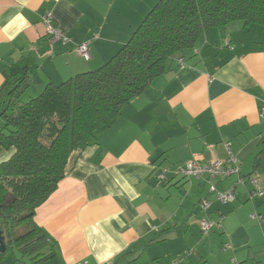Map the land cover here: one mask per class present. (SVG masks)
<instances>
[{
	"label": "crops",
	"instance_id": "1",
	"mask_svg": "<svg viewBox=\"0 0 264 264\" xmlns=\"http://www.w3.org/2000/svg\"><path fill=\"white\" fill-rule=\"evenodd\" d=\"M157 1L0 0V88L23 77L29 82L23 97H35L48 82L99 68ZM45 12L71 43H49L40 19ZM83 42H89V60L76 50ZM262 105L264 26L234 22L207 29L193 49L175 55L163 74L123 105L97 143L69 156L64 178L35 212L46 241L42 255L30 260L35 255L22 257L15 248L19 257L5 255L0 264H140L147 252L152 256L142 264H159L162 256L180 258L189 245L194 264H264V220L250 219L253 212L264 216V195L248 200V183L230 176L217 187L234 186L235 202L213 201L203 213L200 200L214 199L205 178L169 172L159 178L191 159L225 158L224 143L230 142L241 176L256 174L264 186ZM12 154L0 148V163ZM219 216L218 236L207 234L200 242L199 220Z\"/></svg>",
	"mask_w": 264,
	"mask_h": 264
},
{
	"label": "trees",
	"instance_id": "2",
	"mask_svg": "<svg viewBox=\"0 0 264 264\" xmlns=\"http://www.w3.org/2000/svg\"><path fill=\"white\" fill-rule=\"evenodd\" d=\"M234 22L263 27L264 0H158L99 68L48 82L25 100V78L4 83L0 148L13 154L0 163V231L6 240L0 261L10 246L22 257L35 255L30 260L42 255L46 241L35 212L64 178L69 156L97 143L123 105L163 74L175 55L193 49L207 29Z\"/></svg>",
	"mask_w": 264,
	"mask_h": 264
},
{
	"label": "built area",
	"instance_id": "3",
	"mask_svg": "<svg viewBox=\"0 0 264 264\" xmlns=\"http://www.w3.org/2000/svg\"><path fill=\"white\" fill-rule=\"evenodd\" d=\"M41 23L45 27L46 35L48 36L49 43L61 42L62 45L71 43V39L59 28L55 27L52 23L53 17L51 12H45L41 15ZM77 52L86 60L90 59L89 42H83L76 45ZM181 67L184 66V60L178 61ZM260 117L264 121V105L260 108ZM230 142L224 143L227 155L223 159H216L208 163H202L197 159H191L186 161L182 165L171 171L169 168L162 171L159 178L164 179L166 173H170L173 177H180L186 180H200L205 178L208 186V192L212 194L213 200L205 197L200 200V208L203 213H206L213 201H216L220 205H230L236 200L235 187L231 186L224 190L218 189L217 181L226 179L230 176H236L238 184L245 185L248 183L249 187L246 188V195L248 200H252L255 197H262L264 195V186L262 185V179L260 176L253 174L246 177L241 176L240 162L231 149ZM219 219L213 220L207 217H203L199 220L200 230L203 235L208 234L215 228H219L222 222V216ZM250 219L254 221L264 220V216L258 213H251ZM229 249L228 244L224 245V249ZM232 262H235L234 259ZM79 264H87L81 262Z\"/></svg>",
	"mask_w": 264,
	"mask_h": 264
},
{
	"label": "rangeland",
	"instance_id": "4",
	"mask_svg": "<svg viewBox=\"0 0 264 264\" xmlns=\"http://www.w3.org/2000/svg\"><path fill=\"white\" fill-rule=\"evenodd\" d=\"M23 99L25 100L26 97H23ZM263 123H264V121H263ZM253 213H257V212H253ZM218 232H219L218 230H215V231L213 230V231H211V233L209 232L208 235H216V236H218ZM206 236H207V234H206ZM206 236H204V235L201 236V234H200V242L203 241L206 238ZM178 241L179 242L181 241V237L178 239ZM194 248L195 247L194 246H191V245L187 246L186 249L183 251V253H182V255H181L180 258H174L173 259L172 257H170V258H164L162 256L161 259H158L159 260L158 263L160 264L161 261H162L163 264H194V263H191V261L189 259V256L192 253H194ZM186 253H188V254H186ZM13 254L16 255V256H18V252L15 250V247H11L9 249V251L7 252L6 255L8 256V258H12L13 257ZM149 255L150 254L148 252H147V254L144 253L141 256V259H140L141 262H140V264H142L144 261L148 260V256ZM150 256H152V255H150ZM153 261H156V259L155 260H152L151 262H153ZM174 261L176 263H174ZM151 262H147L145 264H150ZM25 263L26 264H30V262L28 260H26ZM218 263L219 262H217L215 259L212 260V264H218ZM204 264H206V263H204Z\"/></svg>",
	"mask_w": 264,
	"mask_h": 264
},
{
	"label": "water",
	"instance_id": "5",
	"mask_svg": "<svg viewBox=\"0 0 264 264\" xmlns=\"http://www.w3.org/2000/svg\"><path fill=\"white\" fill-rule=\"evenodd\" d=\"M6 250V242L4 236L1 234L0 231V252L3 253Z\"/></svg>",
	"mask_w": 264,
	"mask_h": 264
}]
</instances>
